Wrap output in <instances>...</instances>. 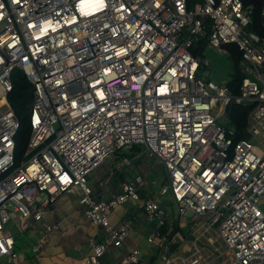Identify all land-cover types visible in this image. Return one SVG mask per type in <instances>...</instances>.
<instances>
[{
  "label": "built area",
  "instance_id": "2783aa9c",
  "mask_svg": "<svg viewBox=\"0 0 264 264\" xmlns=\"http://www.w3.org/2000/svg\"><path fill=\"white\" fill-rule=\"evenodd\" d=\"M259 6L264 19V0ZM254 10L245 0H0V258L17 264L9 209L41 222L75 188L104 231L82 264L125 245L130 226H112L109 213L128 201L153 223L146 244L156 264H264V38L244 30ZM206 36L228 56L227 44L239 49L237 93L198 75L193 47ZM14 68L33 87L19 158L8 102ZM230 102L251 105L252 139L235 140L219 123ZM134 144L163 165L158 195L169 194L178 219L202 217L188 236H168L167 213L156 197L141 199L140 177L108 200L93 198L87 176ZM58 229L45 224L32 251ZM121 264L153 263L133 247Z\"/></svg>",
  "mask_w": 264,
  "mask_h": 264
},
{
  "label": "crops",
  "instance_id": "0c3cea01",
  "mask_svg": "<svg viewBox=\"0 0 264 264\" xmlns=\"http://www.w3.org/2000/svg\"><path fill=\"white\" fill-rule=\"evenodd\" d=\"M125 149V152H127L125 155H120L119 159L111 158L107 162V166L113 167L111 178L115 179L117 182L115 191L111 192L110 187L107 185L111 180L110 178L105 179V186L101 192L98 193L95 191L94 185L91 184L90 187L92 189V196L94 199L108 200L120 191V185L122 182H129L127 180H132L134 177L140 176L136 174L134 177H128L126 180L124 179L121 170L126 166H130L132 160L128 158V165H123L122 161L124 158L127 159V157H125L127 154L131 155V152H133L130 151L129 148ZM138 150L139 151L137 154L132 157L133 160L140 161L139 159H142L143 153L145 152L144 150H146V148L140 146ZM146 152L149 153L147 150ZM109 158L105 159L102 163H104ZM102 163L97 168H99ZM155 163L161 164L157 158ZM139 165L141 164L139 163ZM79 195V190L75 188L72 189L69 194L62 195L55 203L54 214L45 215L41 222H33L32 219L22 216L21 217L23 219L21 218L16 221L18 224L22 223L25 225L23 230H27V227L32 223L40 224L38 228L39 231H37L36 236L33 238L34 241L36 237V241L39 239L40 232L42 231L45 224H59V229L49 235L48 240L37 254L32 251V246L34 243L31 245V251L35 254V256L27 255L24 257L23 253L17 249L15 241L14 249L18 254L17 264H82L84 258L91 254L92 244L102 240L104 231L103 229L91 223V221L84 215V206L80 202H75L73 200L74 197H78ZM122 206L123 204L110 211L109 222L112 226H117L123 221H126L129 224L130 228L125 245L115 247L107 252L101 258L100 264H121L122 257L127 252L128 248L133 247L139 248L144 253V257L145 254L148 253L150 255L148 258L150 262H156V258L152 257V251H147L146 237L149 234L151 227L147 226L144 220L146 215L142 217L144 213L143 209L138 207L136 210H133L132 208ZM181 223H184L183 220ZM15 239L16 238L14 236V240ZM8 263L13 264L11 262Z\"/></svg>",
  "mask_w": 264,
  "mask_h": 264
},
{
  "label": "rangeland",
  "instance_id": "374dc122",
  "mask_svg": "<svg viewBox=\"0 0 264 264\" xmlns=\"http://www.w3.org/2000/svg\"><path fill=\"white\" fill-rule=\"evenodd\" d=\"M198 2L201 3L202 0H191V2ZM245 33L248 34L251 30L249 29V26H246L244 28ZM201 67L198 70V75L202 79H209L215 82L218 85H226L232 77V74L235 71V64L234 60L232 59V56H228L225 53L214 49L213 47L207 45L201 55L199 54ZM241 67V64H240ZM221 104H218L217 108L215 109L216 113H220L221 111ZM218 121L221 124H225L228 121V117L226 114V111H223L221 114H219ZM249 135V134H248ZM245 139L250 140L252 137L249 135ZM125 150V148H123ZM145 151V152H144ZM142 159H139L140 161L133 160L132 157L129 159L132 160L130 166L124 167L121 172L124 176V179H128V177H134L136 174L140 176L134 177L132 180L129 179L127 181L129 182H135L137 177H140L143 179V185L141 188H139L140 196L142 200H146L148 196L156 197L158 203L164 208V210L167 213V220L169 219L172 223L174 220L177 222V224L181 227V230L184 233H189L193 230L194 225L191 223L192 221H195V223H200L203 221L202 217L196 218L195 216L187 217L183 220V224L181 223L177 217V214L175 213V206L171 201V198L169 194L167 195H158L159 188L166 184V174L163 166L161 164H156L155 160L156 157L150 153H147L146 150H144ZM120 155H112L108 160H106L102 165L97 168L96 170H93L88 176L87 181L88 184L91 186V184L94 185L95 191L101 192L103 187L105 186V179L110 178V182L107 184L110 187V191H115V186L117 185V182L115 179L111 178V172L113 167L107 166L108 161L112 158L119 159ZM139 163L141 165H139ZM80 195L77 197H74L73 200L75 202H79ZM134 206V207H133ZM122 207H128L132 208L133 210H136L139 205H133L131 201L125 202ZM120 209V208H119ZM10 215V220L6 224V229H9L12 232V235L15 236L16 241V247L17 249L23 253V256L26 257L27 255L35 256V254L31 251V245L36 242L33 240L34 236H36V233L40 226L39 223H32L27 227V230L24 229V224H18L16 221L18 219H21V214L14 212L12 209L8 210ZM145 214L143 213L144 217ZM31 219V217H28ZM23 219V218H22ZM144 220L147 224V226L152 227L153 223L150 222L147 217H144ZM221 222V221H220ZM18 224V225H16ZM182 225V226H181ZM42 231L40 232L41 235ZM39 235V233H38ZM156 250H154V255L152 257L155 258L156 256ZM150 255L147 253L145 254V258L148 259ZM149 260V259H148ZM153 264H156V262H152ZM0 264H10L6 261V258H0Z\"/></svg>",
  "mask_w": 264,
  "mask_h": 264
},
{
  "label": "trees",
  "instance_id": "16d2710c",
  "mask_svg": "<svg viewBox=\"0 0 264 264\" xmlns=\"http://www.w3.org/2000/svg\"><path fill=\"white\" fill-rule=\"evenodd\" d=\"M191 3V0H188ZM249 2L255 3V10L252 13L251 24L249 25V29L261 37L264 38V19L260 14V0H245ZM207 26V23H206ZM207 29V27H206ZM208 30V29H207ZM208 45L207 36L198 40L194 47L193 51L197 56L201 55L203 49ZM226 47L232 51V59L235 64V71L232 74L231 80L227 83L230 87L232 93L238 92V86L242 79V73L240 71V60L241 53L235 45L227 44ZM200 59V57H199ZM10 78L12 81V90L8 94V102L13 109L15 116L19 120L20 126L15 136V153L19 158L23 151L25 150V146L29 136V125H28V117L31 111L32 103H33V87L30 82L27 80L23 71L19 68H14L10 74ZM251 108L250 104H236L234 102H230L226 106V114L228 117V121L223 124L225 127L234 130L235 140L245 139L248 133L245 130L246 118L247 114ZM140 144L132 145L129 150L133 151L130 154H127L125 157L130 158L137 154L140 148ZM144 147V146H143ZM126 150V149H125ZM124 149H120L116 152L118 155H125ZM141 208V207H140ZM164 231L167 232L168 236L171 237L176 232H180L183 236H188L189 233H184L181 230V227L174 220L172 223L170 220H167Z\"/></svg>",
  "mask_w": 264,
  "mask_h": 264
},
{
  "label": "water",
  "instance_id": "95a60500",
  "mask_svg": "<svg viewBox=\"0 0 264 264\" xmlns=\"http://www.w3.org/2000/svg\"><path fill=\"white\" fill-rule=\"evenodd\" d=\"M192 216V213L191 212H188L187 213V217H191Z\"/></svg>",
  "mask_w": 264,
  "mask_h": 264
}]
</instances>
